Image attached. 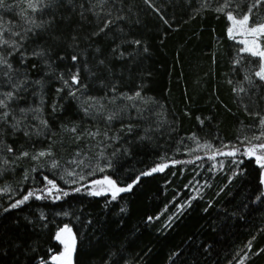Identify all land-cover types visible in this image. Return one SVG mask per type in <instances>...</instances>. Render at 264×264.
<instances>
[{"label":"trees","instance_id":"16d2710c","mask_svg":"<svg viewBox=\"0 0 264 264\" xmlns=\"http://www.w3.org/2000/svg\"><path fill=\"white\" fill-rule=\"evenodd\" d=\"M228 12L264 23V0H3L0 264H55L63 226L73 264H264L261 166L219 153L264 142ZM105 177L133 187L93 195Z\"/></svg>","mask_w":264,"mask_h":264},{"label":"snow or ice","instance_id":"6c2138e0","mask_svg":"<svg viewBox=\"0 0 264 264\" xmlns=\"http://www.w3.org/2000/svg\"><path fill=\"white\" fill-rule=\"evenodd\" d=\"M260 2V0H258ZM3 4V0H0V5ZM29 7H34L31 3H29ZM227 7V5H225ZM217 11H224V8H219ZM249 12H251V9H249ZM227 19L231 22V26L228 29V35L230 38H234L236 34L243 35L245 37H252V39H242L238 41L240 44L244 45L243 48L240 49L241 52H245L250 54L253 57H259L261 63L259 65V70L255 72V76L259 78V80L264 81V48L261 47V44L259 43L260 38H264V23L255 24L254 26H250V16L248 14H244L242 18L237 19L233 16L231 12L227 13ZM111 23L110 21L105 24V28L108 27V24ZM31 30V29H29ZM104 29H101L103 31ZM4 43H7V41H3ZM137 43H139L137 41ZM73 61L77 59L76 56L72 57ZM0 64H7V61L4 60L2 57H0ZM11 67V65H8ZM79 82L78 74H73L71 76V83L77 84ZM65 84L67 85V81H65ZM70 94H75L74 92ZM9 97H11L13 94L8 93ZM139 96V93L136 94ZM5 106L4 101L0 100V107ZM6 116L7 113H4ZM112 117H109L111 119ZM261 127H264V118L261 119ZM255 140H261L264 141V132H262L261 136H255L253 137ZM258 150H260L262 153H264V142H261L259 144H251L244 155L248 157H255V160L257 164H259L262 168H264V154H257ZM11 151V149H9ZM237 151H239L237 149ZM23 155H28L27 153H24ZM39 156L46 155L45 152H40L38 154ZM228 155H235L234 152H229ZM55 167V164L53 165ZM164 166H161L159 168H153L151 172H156L159 170H162ZM151 172H144L142 175H150ZM71 174V173H70ZM140 178L137 177L136 181H138ZM134 181L133 183H135ZM48 183H52V181H48ZM98 185L106 184L108 186V190L112 192L113 199L116 198V194L120 192H125L131 190L133 187V184H128L127 187L121 188L117 187L116 183L109 179L108 177H105L103 181H95ZM261 183H264V178H262ZM79 189H77L78 191ZM93 195H100L102 194V191H94L92 193ZM33 195L32 192H29L27 195L23 197L22 200L17 201L16 203L12 204V208L18 207L20 204H23L25 201L29 199ZM37 199H40L41 197L37 196ZM59 199V197H57ZM66 233L67 237H62V234ZM56 239L64 245V251L61 252L58 256L53 255L52 260L55 262V264H72V255L75 250V238L72 235L71 228L65 226L63 229H61L57 235Z\"/></svg>","mask_w":264,"mask_h":264},{"label":"rangeland","instance_id":"374dc122","mask_svg":"<svg viewBox=\"0 0 264 264\" xmlns=\"http://www.w3.org/2000/svg\"><path fill=\"white\" fill-rule=\"evenodd\" d=\"M242 18V17H241ZM237 19H240V18H237ZM231 26V22L228 20V27H227V35H228V29H229V27ZM228 37H229V35H228ZM230 38V37H229ZM252 39V37H245V36H243V35H240V34H236L235 35V37L234 38H231L232 40H234V41H236V42H238V41H240V40H242V39ZM239 43V42H238ZM259 43L261 44V47L262 48H264V38H260L259 39ZM240 44V43H239ZM241 45V48H243L244 47V45H242V44H240ZM259 58V57H258ZM259 61H260V59H259ZM260 63H261V61H260ZM260 63H259V65H260ZM259 70V67H258V69H257V71ZM263 83H264V81H263ZM250 145H245V146H243L242 147V150H240V151H237V150H233V149H227V150H224V151H221V152H219L220 154H228L229 152H234L235 154H238L239 152L244 156V157H248V156H246V155H244V153L246 152V150H247V148L249 147ZM196 149H198V150H200V151H202V150H205L206 149V147L204 146V145H202V144H200V145H198L197 147H196ZM218 153V154H219ZM217 153H215V155H216ZM257 154H264V153H262L260 150H258V152H257ZM214 154H211L210 155V157H213V156H215ZM254 160H255V157H252ZM256 161V160H255ZM161 166H164L163 168H162V170L167 166V163H161V164H158V165H156L155 167H153V168H159V167H161ZM152 168V169H153ZM152 169H150L148 172H151V170ZM160 171V170H159ZM262 178H264V168H262L261 167V169H260V183H261V180H262ZM99 181H103L104 180V178H101V179H98ZM98 180H95V181H98ZM95 181H93V182H91L90 183V191H91V193H93L94 191H102V194H105V193H109V194H112V192L110 191V190H108V186L106 185V184H103V185H98V184H96L95 183ZM117 186V185H116ZM118 187V186H117ZM261 189H262V193L264 194V183H261ZM7 192V189H3V190H1L0 191V193H6ZM33 193V195L32 196H39V197H42V196H45V195H47V196H50V197H58L59 196V192H58V190L52 185V184H49L46 188H44V189H42L41 191H33L32 192ZM65 226H63L62 228H60L59 230H58V232L61 230V229H63ZM67 227H69V226H67ZM70 228V227H69ZM57 232V233H58ZM57 233H56V235H57ZM72 235H73V233H72ZM62 237H64V238H66L67 237V234L66 233H63L62 234ZM58 241V240H57ZM58 243L60 244V251L59 252H56V253H54V254H52V256L53 255H59L61 252H63L64 251V245L63 244H61L59 241H58ZM72 257H73V255H72ZM72 264H73V262H72Z\"/></svg>","mask_w":264,"mask_h":264}]
</instances>
